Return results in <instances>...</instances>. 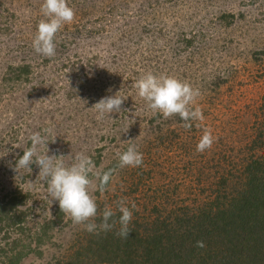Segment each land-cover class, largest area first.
I'll use <instances>...</instances> for the list:
<instances>
[{
	"label": "rangeland",
	"instance_id": "rangeland-1",
	"mask_svg": "<svg viewBox=\"0 0 264 264\" xmlns=\"http://www.w3.org/2000/svg\"><path fill=\"white\" fill-rule=\"evenodd\" d=\"M42 4L0 0V198L19 200L11 212L23 211L31 237L49 226L26 264L60 263L84 229L48 195L36 164L15 170L32 133L51 129L48 155L65 165L84 153L114 170L108 189L93 192L98 213L120 200L147 207L146 217L154 204L198 209L221 175L241 169L259 133L264 153V0H68L75 19L57 33L52 58L32 47ZM147 72L199 88L204 120L186 129L179 116L154 114L135 87ZM115 94L126 98L121 110L98 120L93 106ZM206 130L215 142L201 153ZM129 144L143 164L119 168Z\"/></svg>",
	"mask_w": 264,
	"mask_h": 264
},
{
	"label": "trees",
	"instance_id": "trees-1",
	"mask_svg": "<svg viewBox=\"0 0 264 264\" xmlns=\"http://www.w3.org/2000/svg\"><path fill=\"white\" fill-rule=\"evenodd\" d=\"M258 135L241 158V169L221 175L213 198L198 209L181 206L175 212L154 204L147 217L142 214L147 207L134 209L126 239L116 229L99 234L83 229L58 264H264V153L258 152ZM14 197L5 204L0 198V264H26L32 242L39 243L49 229L44 222L31 237L23 211L11 212L19 203Z\"/></svg>",
	"mask_w": 264,
	"mask_h": 264
},
{
	"label": "clouds",
	"instance_id": "clouds-1",
	"mask_svg": "<svg viewBox=\"0 0 264 264\" xmlns=\"http://www.w3.org/2000/svg\"><path fill=\"white\" fill-rule=\"evenodd\" d=\"M40 11L47 19L38 23L32 47L36 53L52 58L56 55V35L66 24L74 21L75 11L69 6L68 0H43ZM135 87L139 97L146 101L154 114H161L165 119L179 116L186 129H190L193 122L204 120L202 109L194 107L197 98L201 96L200 89L194 88L187 81L147 72L136 81ZM125 99L117 94L101 98L93 106L98 113L97 119H103L106 114L119 113ZM28 139L31 146L19 156L15 164L16 171L22 168L31 171V165L36 164L40 177L47 181L48 195L58 201L61 212L68 215L74 224L83 225L87 232L93 234L116 229L117 236L128 238L136 205L132 203L129 207L127 201L120 200L116 209L105 206L98 213V205L93 196L95 191L104 192L108 189L113 169H97L91 157L84 153H77L70 165L64 164L59 158L61 155H48V143L55 141L51 129L32 133ZM214 142L215 137L206 130L197 144V151L203 153L210 150ZM117 156L119 168L139 167L143 164V153L135 144H129L126 151L118 152ZM117 212L120 213L118 218ZM98 215L99 224L96 223ZM196 246L203 248L205 244L197 241Z\"/></svg>",
	"mask_w": 264,
	"mask_h": 264
}]
</instances>
